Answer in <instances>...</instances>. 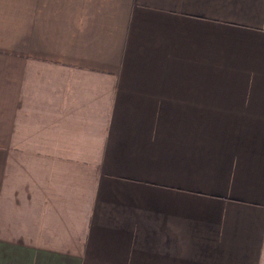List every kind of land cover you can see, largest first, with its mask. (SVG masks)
I'll return each mask as SVG.
<instances>
[{"label":"crops","instance_id":"crops-1","mask_svg":"<svg viewBox=\"0 0 264 264\" xmlns=\"http://www.w3.org/2000/svg\"><path fill=\"white\" fill-rule=\"evenodd\" d=\"M0 264H264V0H0Z\"/></svg>","mask_w":264,"mask_h":264}]
</instances>
